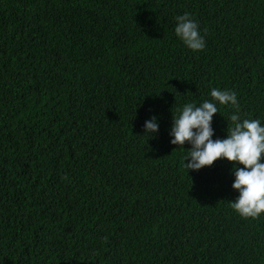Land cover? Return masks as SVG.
<instances>
[{
	"label": "trees",
	"instance_id": "obj_1",
	"mask_svg": "<svg viewBox=\"0 0 264 264\" xmlns=\"http://www.w3.org/2000/svg\"><path fill=\"white\" fill-rule=\"evenodd\" d=\"M213 88L264 126V0H0V264H264V213L231 207L243 165L187 170L170 143Z\"/></svg>",
	"mask_w": 264,
	"mask_h": 264
},
{
	"label": "clouds",
	"instance_id": "obj_2",
	"mask_svg": "<svg viewBox=\"0 0 264 264\" xmlns=\"http://www.w3.org/2000/svg\"><path fill=\"white\" fill-rule=\"evenodd\" d=\"M175 20L174 31L183 44L192 51L203 50L204 37L189 14L178 15ZM210 95L212 101L205 100L198 106L187 103L182 110H177L178 115L172 113L170 135L173 139L170 143L182 147L187 141L191 145L184 159L187 170L211 166L220 158L243 165L237 168L233 164L235 179L232 187L238 190L239 196L231 207L241 217L257 218L264 213V163L260 162L264 157V126L259 119H240V106L235 92L213 88ZM217 102L219 105H230L235 113L230 116L232 127L227 130V138L214 141L211 139V121L213 115L219 112ZM143 129V135L149 138L157 133L156 117L146 120ZM185 160L188 162L185 163Z\"/></svg>",
	"mask_w": 264,
	"mask_h": 264
}]
</instances>
